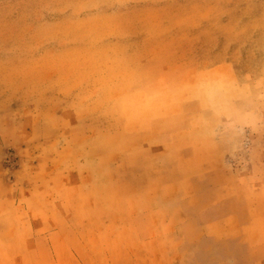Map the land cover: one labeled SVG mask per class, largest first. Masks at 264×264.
<instances>
[{"label": "rangeland", "instance_id": "obj_1", "mask_svg": "<svg viewBox=\"0 0 264 264\" xmlns=\"http://www.w3.org/2000/svg\"><path fill=\"white\" fill-rule=\"evenodd\" d=\"M138 32L241 55L236 108L253 119L223 139L264 172V0H0V264H133L150 233L132 210L159 175L132 181L139 139L99 111Z\"/></svg>", "mask_w": 264, "mask_h": 264}, {"label": "crops", "instance_id": "obj_2", "mask_svg": "<svg viewBox=\"0 0 264 264\" xmlns=\"http://www.w3.org/2000/svg\"><path fill=\"white\" fill-rule=\"evenodd\" d=\"M163 35L133 33L127 54L137 61L124 70V90L99 111L121 119L117 132L139 139L136 154L146 161L132 160V181L159 175L134 195L148 201L132 215L149 217L150 234L133 243V264H264V172L234 166V147L223 139L232 124L253 119L236 108L245 97L241 55Z\"/></svg>", "mask_w": 264, "mask_h": 264}]
</instances>
